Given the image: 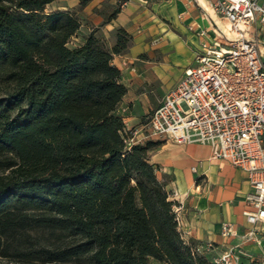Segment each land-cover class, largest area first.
Instances as JSON below:
<instances>
[{
  "label": "trees",
  "instance_id": "trees-1",
  "mask_svg": "<svg viewBox=\"0 0 264 264\" xmlns=\"http://www.w3.org/2000/svg\"><path fill=\"white\" fill-rule=\"evenodd\" d=\"M77 1L0 0V260L211 264L150 163L161 142L131 144L117 112L127 89L112 59L131 36L75 42L92 0ZM127 1L94 12L106 24Z\"/></svg>",
  "mask_w": 264,
  "mask_h": 264
},
{
  "label": "crops",
  "instance_id": "crops-1",
  "mask_svg": "<svg viewBox=\"0 0 264 264\" xmlns=\"http://www.w3.org/2000/svg\"><path fill=\"white\" fill-rule=\"evenodd\" d=\"M210 1L158 0L147 3L128 0L106 24H102L103 17L94 10L112 7L117 0H92L80 12L81 24L75 42L92 30L105 40L108 48L114 44L117 29H123L132 38L128 51L114 56L112 64L119 70L120 81L127 89L117 112L120 114L121 109H126L123 115L125 128L136 132L134 139L144 137L147 122L142 118L158 107L163 96L180 80L183 71L192 66L201 41L214 39V17L207 8ZM77 5V0L55 2L60 10ZM201 31L205 37L199 36ZM260 40L264 44V37ZM209 155V148L204 145L180 146L161 141L150 154V163L159 167L158 179L162 175L169 178L166 190L178 205L179 229L185 239L212 242L215 252L220 253L229 246L244 243L241 239L248 226L242 212L250 188L241 170L226 161L211 160ZM224 222L236 228L238 236L235 239L227 241L220 236V225ZM259 227H264V222ZM243 247L250 249L253 246Z\"/></svg>",
  "mask_w": 264,
  "mask_h": 264
},
{
  "label": "built area",
  "instance_id": "built-area-1",
  "mask_svg": "<svg viewBox=\"0 0 264 264\" xmlns=\"http://www.w3.org/2000/svg\"><path fill=\"white\" fill-rule=\"evenodd\" d=\"M207 8L214 17V39L201 41L192 66L150 113L146 135L134 139L136 132L127 131L131 144L156 139L207 146L211 160L241 170L250 188L242 212L248 226L243 238L249 240L264 222V0H211ZM220 236L231 241L238 234L224 222ZM196 250L211 255V264H244L238 245L217 253L205 242Z\"/></svg>",
  "mask_w": 264,
  "mask_h": 264
},
{
  "label": "rangeland",
  "instance_id": "rangeland-1",
  "mask_svg": "<svg viewBox=\"0 0 264 264\" xmlns=\"http://www.w3.org/2000/svg\"><path fill=\"white\" fill-rule=\"evenodd\" d=\"M105 42V40H103ZM74 42V41H73ZM107 46V44L105 43ZM151 112L148 113V116L150 115ZM148 116L146 117L147 119L145 122H148ZM146 135V134H145ZM152 141H157L156 139H153ZM161 142V141H160ZM170 143V142H169ZM242 242H247L245 245H250L253 246L250 249H243L245 246L243 244H239V248L244 254L242 256L241 261L244 264H264V227H259V225L256 228V234L255 237L252 239H241ZM209 261H211V257H209ZM0 264H9L8 261L5 260H0ZM12 264V263H11Z\"/></svg>",
  "mask_w": 264,
  "mask_h": 264
}]
</instances>
